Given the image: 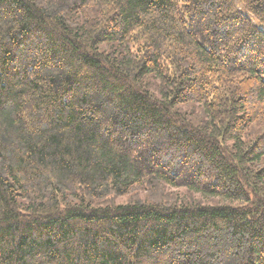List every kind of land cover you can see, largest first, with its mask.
Returning <instances> with one entry per match:
<instances>
[{
    "label": "trees",
    "instance_id": "16d2710c",
    "mask_svg": "<svg viewBox=\"0 0 264 264\" xmlns=\"http://www.w3.org/2000/svg\"><path fill=\"white\" fill-rule=\"evenodd\" d=\"M0 264H264V0H0Z\"/></svg>",
    "mask_w": 264,
    "mask_h": 264
},
{
    "label": "rangeland",
    "instance_id": "374dc122",
    "mask_svg": "<svg viewBox=\"0 0 264 264\" xmlns=\"http://www.w3.org/2000/svg\"><path fill=\"white\" fill-rule=\"evenodd\" d=\"M177 190H180L181 192H183L184 191V188L180 187ZM142 194H143V192L138 190V192L135 191V192H132V193H127V194H125L123 196H120V197H114V198L113 197H110L109 198L110 199L109 201H112L113 200L116 203L125 202L129 197L131 198L134 195L138 196V195H142Z\"/></svg>",
    "mask_w": 264,
    "mask_h": 264
}]
</instances>
